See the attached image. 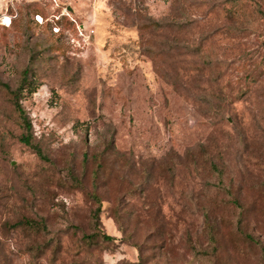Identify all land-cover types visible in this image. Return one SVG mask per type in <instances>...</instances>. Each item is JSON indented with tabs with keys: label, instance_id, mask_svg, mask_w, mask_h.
Segmentation results:
<instances>
[{
	"label": "rangeland",
	"instance_id": "rangeland-1",
	"mask_svg": "<svg viewBox=\"0 0 264 264\" xmlns=\"http://www.w3.org/2000/svg\"><path fill=\"white\" fill-rule=\"evenodd\" d=\"M0 264H264V0H0Z\"/></svg>",
	"mask_w": 264,
	"mask_h": 264
},
{
	"label": "trees",
	"instance_id": "trees-1",
	"mask_svg": "<svg viewBox=\"0 0 264 264\" xmlns=\"http://www.w3.org/2000/svg\"><path fill=\"white\" fill-rule=\"evenodd\" d=\"M27 72L28 70H24V74L22 79H21V83L20 85L15 89V90H10V93L12 95V101H13V104H14V107L17 111H19L20 113H23V110H22V107H21V104H20V94L22 92V90L25 88L26 86V83H27ZM4 85L5 87L8 88V86L6 84H2ZM23 127L25 128V130H29L30 127H31V124L30 122L26 119V118H23ZM21 140L25 143V144H31V135L30 134H25ZM38 152V151H37ZM97 216V215H96ZM104 238L106 239H109L110 237L107 236V235H104Z\"/></svg>",
	"mask_w": 264,
	"mask_h": 264
},
{
	"label": "built area",
	"instance_id": "built-area-1",
	"mask_svg": "<svg viewBox=\"0 0 264 264\" xmlns=\"http://www.w3.org/2000/svg\"><path fill=\"white\" fill-rule=\"evenodd\" d=\"M37 17H38V20H39V21H41V19H40V16H38V15H37ZM53 29H54L55 31H57V30H58V28H57V27H53ZM91 33H93V30H91V32L87 33V34H88V36H90V34H91Z\"/></svg>",
	"mask_w": 264,
	"mask_h": 264
},
{
	"label": "water",
	"instance_id": "water-1",
	"mask_svg": "<svg viewBox=\"0 0 264 264\" xmlns=\"http://www.w3.org/2000/svg\"><path fill=\"white\" fill-rule=\"evenodd\" d=\"M69 10H72V8L70 6H68Z\"/></svg>",
	"mask_w": 264,
	"mask_h": 264
}]
</instances>
